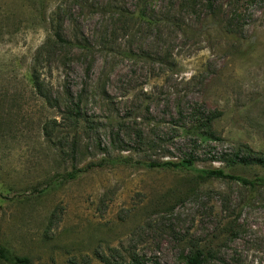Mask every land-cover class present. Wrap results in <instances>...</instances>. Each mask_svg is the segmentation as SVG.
<instances>
[{
  "label": "rangeland",
  "instance_id": "obj_1",
  "mask_svg": "<svg viewBox=\"0 0 264 264\" xmlns=\"http://www.w3.org/2000/svg\"><path fill=\"white\" fill-rule=\"evenodd\" d=\"M47 43L52 105L31 79ZM70 103L79 124L62 120ZM249 153L264 159V0H0V242L14 255L183 264L200 247L206 264H264V164Z\"/></svg>",
  "mask_w": 264,
  "mask_h": 264
},
{
  "label": "trees",
  "instance_id": "obj_2",
  "mask_svg": "<svg viewBox=\"0 0 264 264\" xmlns=\"http://www.w3.org/2000/svg\"><path fill=\"white\" fill-rule=\"evenodd\" d=\"M49 42L53 43L54 46L69 44V42L62 36V34L59 31H55V33L52 36V39ZM48 46H49V43H47L45 46H43L40 49V51L38 52V57H36L35 64H34L33 68L31 69V79H32L33 86L36 89L37 94L46 103L52 105L51 102H53V100H54L53 95L48 90L46 80L43 79L42 71L39 69V57H42V55H44L43 54V53H45L44 50ZM71 105H72V103H70L69 105H66L65 111L62 114V120L65 122L72 120V121L76 122L77 124H79L80 112L77 108H74V106H71ZM44 134L49 141H52L53 134L50 132L49 126H46L44 128ZM250 152L253 153L252 151H250ZM251 153H249V155L252 156V158H251L252 161H254L258 164L259 163L264 164V159H258L256 157L253 158V155H251ZM193 165H194V161L191 159L188 161H183L182 163H179V164L172 163V162L158 163L156 165V167L167 168V169L178 168V167L189 168V167H192ZM204 174L206 175V177H209V178H231L233 180L240 181L243 184L254 185V183H251L247 179L227 175L222 169H214V170L206 171V172H204ZM70 176H72V178H75L73 174ZM0 262H4L6 264H31L29 258L19 257V256L14 255L1 242H0ZM206 262H207V253L205 252V250H203L200 247H194V248H191L189 253L184 257L183 264H206Z\"/></svg>",
  "mask_w": 264,
  "mask_h": 264
}]
</instances>
